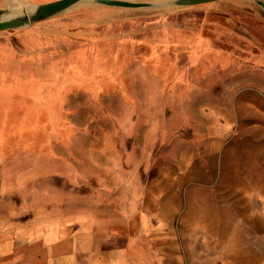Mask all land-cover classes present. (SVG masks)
<instances>
[{
    "label": "rangeland",
    "instance_id": "obj_1",
    "mask_svg": "<svg viewBox=\"0 0 264 264\" xmlns=\"http://www.w3.org/2000/svg\"><path fill=\"white\" fill-rule=\"evenodd\" d=\"M123 1L0 31V264H264V0Z\"/></svg>",
    "mask_w": 264,
    "mask_h": 264
},
{
    "label": "water",
    "instance_id": "obj_2",
    "mask_svg": "<svg viewBox=\"0 0 264 264\" xmlns=\"http://www.w3.org/2000/svg\"><path fill=\"white\" fill-rule=\"evenodd\" d=\"M80 1L90 0H55L47 3H42L27 8L16 7L13 3H8L7 9L0 10V31L13 29L18 27L28 26L36 21L52 17L61 13ZM108 5H118L126 7H135L137 3H132L123 0H92ZM215 0H174V4L192 5L206 3Z\"/></svg>",
    "mask_w": 264,
    "mask_h": 264
}]
</instances>
